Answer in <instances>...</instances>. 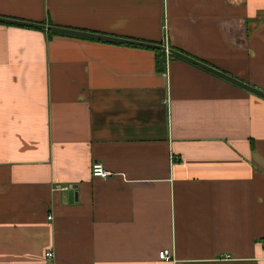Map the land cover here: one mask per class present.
I'll return each mask as SVG.
<instances>
[{
  "label": "crops",
  "instance_id": "1",
  "mask_svg": "<svg viewBox=\"0 0 264 264\" xmlns=\"http://www.w3.org/2000/svg\"><path fill=\"white\" fill-rule=\"evenodd\" d=\"M0 15L166 44L264 91V0ZM40 28L0 21V264H264V99L161 48Z\"/></svg>",
  "mask_w": 264,
  "mask_h": 264
},
{
  "label": "water",
  "instance_id": "2",
  "mask_svg": "<svg viewBox=\"0 0 264 264\" xmlns=\"http://www.w3.org/2000/svg\"><path fill=\"white\" fill-rule=\"evenodd\" d=\"M0 21H3V22H7V23H15V24H18V25H27V26H32V27H37V28H44L46 30H49L51 32H58V33H63V34H73V35H77V36H86V37H90V38H94V39H102V40H106V41H110V42H119V43H131V44H135V45H144V46H148V47H152V48H161V49H164V45L163 44H160V43H152V42H148V41H144V40H136V39H133V38H125V37H118L116 35H108V34H103V33H96V32H91V31H86V30H79V29H74V28H70V27H63V26H59V25H51V24H44V23H36V22H33V21H30V20H20V19H17V18H8V17H4V16H1L0 15ZM168 50V53L170 54H173L179 58H182V59H186L194 64H196L197 66H201L203 67L204 69L212 72L213 74H217L218 76H220L221 78L227 80L228 82H232L234 83L235 85H238L240 87H242L243 89H247L249 91H251L252 93L254 94H257L258 96L262 97L264 99V91H260L259 89L255 88L254 86L250 85V84H247L246 82H242L240 81L239 79H237L236 77L230 75V74H227L215 67H212L206 63H204L203 61H198L196 60L195 58L187 55V54H184L172 47H168L167 48ZM74 185H71L69 188H67L66 192H67V200L68 201H71V200H75L76 198V192L74 190Z\"/></svg>",
  "mask_w": 264,
  "mask_h": 264
},
{
  "label": "built area",
  "instance_id": "3",
  "mask_svg": "<svg viewBox=\"0 0 264 264\" xmlns=\"http://www.w3.org/2000/svg\"><path fill=\"white\" fill-rule=\"evenodd\" d=\"M163 45H164L165 54H168L167 45L166 44H163ZM90 173H91V175L103 177L104 175H107L109 173V171L106 168H104L99 162L94 161L90 165ZM169 253L170 252L168 249H163L162 251H159L157 254H158V257L160 259H168ZM44 254H45V256H48V255L50 256L52 254V252H51V250H48Z\"/></svg>",
  "mask_w": 264,
  "mask_h": 264
},
{
  "label": "trees",
  "instance_id": "4",
  "mask_svg": "<svg viewBox=\"0 0 264 264\" xmlns=\"http://www.w3.org/2000/svg\"><path fill=\"white\" fill-rule=\"evenodd\" d=\"M40 29H42V28H40ZM46 33H49V34H50V33H53V32H51V31H49V30H46ZM169 48H170V47H169ZM153 50H155V52L157 51V53L159 52V49H158V48H156V49L153 48ZM156 55H157V54H156Z\"/></svg>",
  "mask_w": 264,
  "mask_h": 264
}]
</instances>
